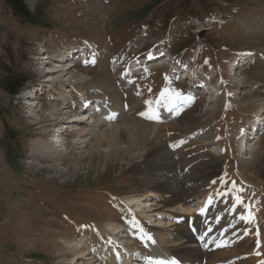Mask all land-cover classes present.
<instances>
[{"label":"rangeland","instance_id":"rangeland-1","mask_svg":"<svg viewBox=\"0 0 264 264\" xmlns=\"http://www.w3.org/2000/svg\"><path fill=\"white\" fill-rule=\"evenodd\" d=\"M41 1L26 3L34 10ZM43 2L50 13L34 28L0 0V64L6 49L37 94L30 106L25 91L10 98L0 89V264H132L143 255L159 264L157 249L181 260L195 248L175 250L197 241L182 239L190 215L217 242L202 264H264V137H250L248 158L239 152L242 130L264 113V0ZM72 51L73 60H57ZM203 72L216 96L204 94V77L192 82ZM87 101L99 106L71 123L79 113L67 104ZM62 108L70 121L46 122ZM139 124L154 128L144 141ZM49 125L63 130L56 154L38 160L31 154L49 143ZM7 134L16 137L17 169L5 157ZM254 153L258 162L249 163ZM166 183L185 191L187 207L206 200L205 212H168ZM220 188L230 197L217 196ZM129 197L147 207H131Z\"/></svg>","mask_w":264,"mask_h":264},{"label":"bare ground","instance_id":"bare-ground-1","mask_svg":"<svg viewBox=\"0 0 264 264\" xmlns=\"http://www.w3.org/2000/svg\"><path fill=\"white\" fill-rule=\"evenodd\" d=\"M80 46H83V45H80ZM78 51V50H77ZM74 51H72V52H70L69 54H70V56L72 55V53H73ZM155 55H157V54H155ZM69 56V55H68ZM68 56H65V54H61L60 56H58V57H61V59H59V60H64V59H66ZM49 57V56H48ZM154 58H156V57H154ZM170 59H172V58H168V60H170ZM237 58H235L233 61H231V62H235L234 63V65H236V60ZM234 65H233V67H234ZM232 67V68H233ZM70 69L68 68L67 69V71H69ZM67 74V73H66ZM237 74V73H236ZM235 74V75H236ZM253 75V76H252ZM251 76V79H255L254 77H256V74H252ZM49 80H51L52 82H54L55 80L54 79H49ZM261 81H264V79H261ZM61 83H65V82H67L64 78H63V80H61L60 81ZM238 88H239V86H238ZM33 92H35V91H33ZM264 94V93H263ZM239 96H240V93H239ZM264 96V95H263ZM29 99V101L27 102V104H29L30 106H34V100H30V98H28ZM55 104H61V100H57V102L55 103ZM69 104V103H68ZM67 104V105H68ZM88 106H89V101H87V102H82L81 103V108H82V110H79V112H80V114L82 115L83 113H86V111L88 110L87 108H88ZM257 107V106H256ZM68 110H69V107H68ZM95 110V109H94ZM258 112H260V111H258ZM71 113V112H70ZM77 113H78V111H77ZM68 115V114H67ZM66 115V112H64V110H63V108L62 109H57L56 111H55V113L52 115V116H50V118H49V121H46L47 123H49V122H51L52 120V118L51 117H53V121H55V123H57V122H59L60 120H63L64 118H66V120H69L70 119V117L71 116H73V118L72 119H74L71 123H73V122H75V120H78L77 118L80 116V115H78V114H73V115H71L70 117H64V116H67ZM75 116H78V117H75ZM262 116H264V113H262V114H258V115H255V121L253 120L252 121V123H253V126H255V122L257 123V121L258 122H261V120H263L264 119V117H262ZM262 117V118H261ZM48 120V119H47ZM80 120V119H79ZM70 121V120H69ZM57 124H59V123H57ZM68 124H70V123H68ZM44 126V125H43ZM46 126V125H45ZM50 127H48V129H50V128H53V126H51V125H49ZM66 126H67V124H66ZM61 127H63V125H61ZM60 127V128H61ZM71 126H69L68 125V127L67 128H70ZM55 128V127H54ZM153 131H154V128L153 127H150V126H148V125H144V124H139V132H140V137H141V139H142V141H144L145 140V137H146V135H150L151 133H153ZM50 132H52V130L50 131ZM85 130H84V134H85ZM60 133H62L61 131H60ZM47 135H49L48 133H47ZM98 138H100L101 140H103L104 139V134L102 135V136H97ZM96 137V138H97ZM116 134H115V132H110V134H109V138H110V142L112 143V142H114V141H116ZM242 137H243V141H245L246 142V146L244 147L245 148V151H244V153L246 154V156H247V158H248V155H250L251 154V148L249 147V149H248V146L247 145H249L250 146V143L248 144L247 142L248 141H250L249 140V137H247V136H245V135H242ZM259 139V138H258ZM260 140V139H259ZM59 141H60V139H59ZM105 141V140H104ZM54 142V140L52 141V142H49V143H44V144H40L38 147H37V149L36 150H34L33 151V153L31 154L32 156H34L36 159H38V160H43V159H45V157L43 158L42 157V153L45 151V153L46 154H52V153H55V151H53V146L51 147V143H53ZM56 142H58V141H56ZM84 144V143H83ZM85 146H86V144H85ZM129 146L132 148V149H135V141L134 140H130V143H129ZM57 148V147H56ZM240 152V151H239ZM253 152V151H252ZM56 154V153H55ZM44 156V155H43ZM49 156V155H48ZM33 158V157H32ZM167 158V157H166ZM46 160V159H45ZM45 160H44V162H45ZM251 162L249 161V163H255V162H258V157H257V155H256V153H254V155L251 157ZM47 161V160H46ZM43 162V163H44ZM244 163V162H243ZM167 170V169H166ZM264 171V170H263ZM163 186V185H162ZM182 188V187H181ZM161 191H162V196H170V198H165L164 197V201H163V205H165V207L167 208V211L168 212H174V210H178V211H185V212H191L192 214L194 213L195 215H198V214H200V213H203V212H205V208L207 207V205L206 206H204V208H200V209H195V208H191V207H187L186 205H185V198L186 197H184V195H185V191L184 190H182V189H173V188H170V185H168V183H166L163 187H162V189H161ZM212 190H210V194H212V192H211ZM150 195L149 196H155V194H153V192H151V193H149ZM125 200H127V202H128V204L129 205H132V207H137V208H142V206L143 207H147V203L146 202H143V201H146V200H140V198H138V197H129V198H127V199H125ZM215 200V204L217 203V199H214ZM210 205V204H209ZM209 207V206H208ZM215 208H216V205H214L213 206V209H212V211H211V209L209 210V214H207V215H210V212H213L214 210H215ZM202 209H204L203 211H202ZM198 212V213H197ZM230 212H232L230 209H229V211L225 214V216H227L228 214H230ZM175 213H179V214H181L180 216H182V212H175ZM197 213V214H196ZM206 214V213H205ZM222 214V213H221ZM221 214H213V216L214 217H216V216H218L219 217V215H221ZM177 215V214H176ZM206 215V216H207ZM231 215H232V213H231ZM192 216L193 215H190V217L188 218V220H186V222H187V225H188V222H192ZM176 218H178L177 216H175ZM200 217H202V214L200 215ZM233 218V217H232ZM219 219V218H218ZM205 221V220H204ZM204 221H202V222H204ZM223 221H225V224H226V229H230L231 227H232V225H231V221H227V220H223ZM202 222H200V223H202ZM184 223V222H183ZM198 224V223H197ZM196 225L194 224V227H195ZM197 227V226H196ZM200 225L198 224V227H197V229H196V231L198 230L199 232L197 233V235L196 236H199V241L197 240L194 244H191V247H188V246H185V247H183V248H181V247H178V249H176L175 250V252H177V251H190V249H188V248H192V247H194L195 249H194V251L192 252V253H190V254H188V256L187 257H185V258H183V259H181V260H179V259H177L176 258V256L175 255H173V254H176V253H173V252H171V251H166V250H160V249H157V251H156V253H157V255L156 256H158V257H155V258H158V259H161L163 262H164V264H173V262H174V264H202V262H203V253L204 252H206L207 251V249H208V247H212V244L214 243V244H217V242H210V243H208V241H210L209 239H206L205 238V235L204 234H201V229H200ZM188 229H190L189 228V226H188ZM191 231V230H190ZM186 234V233H185ZM196 236L191 232V235L189 236V237H186L185 236V238H182V235L180 236L183 240H185V241H187L188 243H189V241L193 238V237H195V239H197L196 238ZM159 250V251H158ZM178 257V256H177ZM78 258H80V259H82L83 257H78ZM144 258V257H143ZM80 259H77L78 261L80 260ZM160 260V261H161ZM77 261V262H78ZM132 261H134L133 259H132ZM140 264V258H139V260H135L134 262H132V264H137V262ZM156 261V260H155ZM142 262V261H141ZM153 262V261H152ZM78 263H80V261L78 262ZM153 263H155V262H153ZM152 263V264H153Z\"/></svg>","mask_w":264,"mask_h":264},{"label":"trees","instance_id":"trees-1","mask_svg":"<svg viewBox=\"0 0 264 264\" xmlns=\"http://www.w3.org/2000/svg\"><path fill=\"white\" fill-rule=\"evenodd\" d=\"M3 1L5 7L10 10L15 19H17L21 24L34 28L44 27L42 22H45L46 16L50 13L48 3L45 4V2H43L45 0L38 3L34 10L29 9V5L26 3V0ZM7 55L8 52H6L5 49L3 57H1V59L5 60L2 64H0V76L2 74L0 89L10 98H13L19 95L20 92L30 84L32 79L25 74L17 73L19 71L18 68L15 69L13 64L10 65ZM15 141L16 137H13L11 134H7L4 143H8L4 145V148L8 165L17 169L16 163H18L20 159L16 152L18 146H14V143H16Z\"/></svg>","mask_w":264,"mask_h":264},{"label":"snow or ice","instance_id":"snow-or-ice-1","mask_svg":"<svg viewBox=\"0 0 264 264\" xmlns=\"http://www.w3.org/2000/svg\"><path fill=\"white\" fill-rule=\"evenodd\" d=\"M236 202L238 205H243V203H244L243 200L239 196L236 198ZM159 264H164V262L160 261ZM173 264H174V262H173Z\"/></svg>","mask_w":264,"mask_h":264}]
</instances>
